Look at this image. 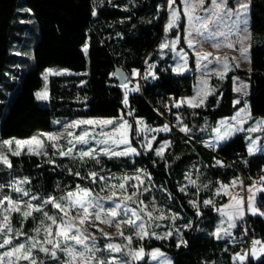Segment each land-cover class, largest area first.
Returning <instances> with one entry per match:
<instances>
[{"label":"trees","instance_id":"trees-1","mask_svg":"<svg viewBox=\"0 0 264 264\" xmlns=\"http://www.w3.org/2000/svg\"><path fill=\"white\" fill-rule=\"evenodd\" d=\"M96 1L0 0V139L26 138L37 132L50 130L56 118H80L96 113L112 114V110H108L110 104L115 108L113 111L121 108L127 113L120 86L118 97L92 101L94 91L81 85L85 79L81 75L52 76L49 103H42L36 96L44 84L43 73L46 68L64 67L77 73L87 70L89 61L83 47L88 42L91 28L112 35L105 38L103 44L90 47L89 51L108 56L115 69L121 67L127 73L132 72L141 66L150 50H153L151 60H158L169 66L168 71L163 74V80L159 82L163 93L149 94L152 88H147L146 98H140L133 105V108H138V112L145 115L148 122H166V115L162 116L154 111V106L161 98L172 102L193 92V74H175L169 65V55L159 56L157 45L164 18L160 5L165 0H101L102 3L95 10ZM176 1L182 13L181 0ZM93 12L96 14L93 15ZM28 19L34 20L37 31L33 58L23 70L19 67L21 57L13 51V45L15 42H22L31 28ZM114 24L122 32L121 36H113L115 29L111 26ZM184 26L185 16L182 13L179 25L182 33ZM250 28V70L229 71L223 80H215L220 88L212 94L206 106L191 108L184 104L178 109L173 108L170 120L180 117L203 120L207 117L217 121L221 117L233 115L242 105L241 102H234L236 92L233 76L236 74L246 76L250 81L251 91L248 98L252 114L257 117L264 116V0H251ZM175 31L177 29L173 30ZM191 65H194L193 61ZM215 103L217 106H214ZM130 121L133 140L137 143V123L134 117H130ZM171 137L173 146L165 158L157 157L153 151L141 149L134 160L103 156L100 164L114 173L135 171L140 166H147L154 180L163 184L183 209L194 217L192 228L185 232L184 244L179 245L174 237L169 240L152 239L146 243L147 248L161 247L173 255L174 264H212L216 261L233 264V252L228 248L229 239L198 230L204 217L209 216L210 222L215 223L218 213L204 208L203 214L199 215L189 204L188 197L180 190L179 184L195 159L201 160L202 167L207 166L206 177L212 179L215 185L230 182L240 175V170L236 167L225 169L208 164L213 153L198 139H189L176 128ZM246 137V131L236 133L217 150L238 164L241 161L237 153L241 152L249 181L258 176L264 177V153H249ZM11 162L14 170L24 172L32 178V186L36 189L64 190L85 181L82 177L63 172L59 166L44 164L38 154H12ZM260 199L264 207V191L261 192ZM250 219L259 222L264 231V216L251 215ZM146 262L147 258L135 264ZM246 264H264V256L259 259L251 258Z\"/></svg>","mask_w":264,"mask_h":264},{"label":"rangeland","instance_id":"rangeland-1","mask_svg":"<svg viewBox=\"0 0 264 264\" xmlns=\"http://www.w3.org/2000/svg\"><path fill=\"white\" fill-rule=\"evenodd\" d=\"M101 3V0L96 1L95 10ZM203 4H206L208 16L205 19H207L210 25L209 29L205 30L207 38H209V40L206 42L201 41V36L195 32V29L199 28V23L196 20H190L189 15L187 14L189 6L196 5L192 15L194 17L199 16L198 9L202 5L200 4V0H181V5L184 7V11L182 10V13H185H183V15L186 16L189 22L186 40H193L194 46L191 47V49L193 52H196L200 58V61L202 60L201 57L204 56L208 50L206 47L207 44L211 45L214 43L217 45L220 43V40L223 39V35L215 37L210 36V33L213 31H219L223 33V29L220 28L219 23L215 19L219 14L225 19V21H227V23L232 22V20L234 22L235 20V23H239L242 28H245L246 32L244 33L247 37L245 47H247V49L249 48L251 41V0H216V4L220 5L219 8L213 5L212 0H204ZM241 5H247V8L242 9ZM160 8L164 12V18L162 22V31L158 38V50L160 51L159 45L167 42L173 49L175 63L183 67V65L187 64L188 52L184 47V40L182 37L179 35L175 36L176 33H181L179 24L182 20V13H180L181 11L179 9V4L175 0V3L169 7V0H165L163 3H161ZM173 11L177 12L179 18L176 21L175 26L166 31L165 29L167 22L169 21ZM213 16H215V18ZM27 21L31 28H29L26 32L22 42H15L13 45V51L21 57V63L19 62V67L23 70L28 65V62L33 58V45L36 39L35 34L37 31L35 29L34 20L28 19ZM111 27L115 29L113 36L122 35V32L116 29L115 24ZM174 29H177V31L173 32ZM205 31L203 34H205ZM111 36L112 35H108L107 32L100 33V31L91 28L89 31L88 42L85 45L87 46V50L85 51V46L83 47V50L89 61L87 70L77 73L64 67H48L43 73L44 84L42 88L37 91V93L39 92L46 94L48 98L39 99V101L42 103H49L50 80L52 76L81 75L85 76V79L82 81L81 85L91 88L94 91V96L91 98L92 101H104L118 97L120 94V86L123 92V100L125 98V93H127L128 103L125 104L127 106V113H124L121 108L113 111L115 108L112 106V104H110L108 110H112V114L96 113L88 117L56 118L50 130L40 131L26 138L0 139V156L7 158L11 164V167H8V165L0 161V186H3L0 187V200L7 196L13 202L19 204L21 209L20 212L12 211L9 213L10 222L14 229H21L23 233L26 234L15 236L14 233H9V236L13 237V243H22L25 242L27 237H35L41 246L51 248V245L44 243V225L41 224V221L44 219L43 213L47 212L50 216H63V213L56 209L52 204H42V201L48 199L49 197H56L59 199L63 196H66L70 191H77L79 186V188L89 189L92 193V198L94 200H98V202L102 204L105 209H110L114 207L115 204L121 203L124 201L125 197H132V200L127 202V208L129 209L127 215L121 211V215L117 216L112 224H105L101 221L90 219L89 222L84 226L90 236L96 237V246L101 250L100 252L96 253L97 256L105 260L114 257L116 264H119L121 260H127L128 264H135L137 261H142L146 258V264H174L173 255L169 254L161 247L147 248L146 243L152 239L169 240L174 237L179 245L184 244L185 232L192 228L195 220L194 217L183 209V207L175 200L172 193L163 184L157 183L154 180V177L147 166H140L135 171L114 173L109 171L107 167H103L100 164V159L103 156L108 158L125 157L134 160L140 154L141 149L153 151L157 157L165 158L166 155L170 153L173 146L171 134L174 132V128L168 121L163 124L150 123L147 121L145 115L138 112V108H133V105L137 102L141 94V88L138 82L133 79V71L128 73L126 72L124 82L123 84H120L117 81L118 74L116 73L115 66L110 61L109 57L101 52L91 53L89 51L90 47H97L103 44L105 38H110ZM173 41H175V47L172 46ZM167 50L168 48H166V54H164V56L170 54V52ZM159 56L161 57V55ZM182 56L185 58L182 59ZM203 72L204 70L200 75L201 80L204 78V76H202ZM238 76L241 78L236 81L235 89H241L240 91H237V101L241 102L243 106L240 108L237 114H247L249 117L247 121L241 120L240 123H236L231 127L229 126L227 128V132L229 135H232V133H239L241 131L249 132L251 139H253V141L257 140L256 143L260 145V143L264 142V124H260L258 122L264 121V116L253 117V114H249L251 109L248 95L251 91V84L246 76ZM215 80L220 81L219 78H216ZM124 85H127V87L125 88ZM243 85H246V87H242ZM196 91L197 92L195 96L197 100H200L203 95L202 88L198 87ZM181 100V98L175 100L174 104L177 105L181 103ZM208 101L209 99L200 107L206 106ZM130 117H134L137 123V143L133 140L132 123L130 121ZM89 119H111L113 124H80L76 126H70L76 121ZM178 121H180L182 128L187 129L186 132L191 133L193 138L198 139L202 145L210 143L218 148L220 143L228 135H221L220 137L217 136L220 135L217 134V122L207 117L203 120H187L184 117H180L178 118ZM125 122L127 124V128L120 129L118 132L117 129L119 128V125ZM165 125L168 126V131L162 130ZM250 129H255V131H251ZM85 131L88 132V142H78L77 138ZM121 132L129 141L127 145L115 143V141L121 138ZM40 134H55L59 138L55 141H52L49 140L46 135L41 136ZM32 137H37L43 141V147L40 150V154L38 155L41 156L44 164L59 166L63 172L82 177L85 181H80L75 186L64 190H60L58 188L54 191H46L44 189L40 190L34 188L32 186V178L24 172L14 170L11 162V155L16 151L20 152L19 155L24 153L32 154L29 153L27 145H22L20 149H17L15 144V141L17 140L24 141L29 140ZM4 141H12V143L4 144ZM101 141L104 142L101 143ZM53 144H55L56 147H52L51 145ZM31 147L35 151L38 146L33 144ZM127 147L136 148L138 154L128 156H109L104 154L105 148H110L114 151H123ZM161 148H163L162 153L157 155V152ZM69 150H71L70 155L61 156L59 154L61 151L69 152ZM83 151H93L95 154L94 158L81 157V153ZM260 151H264V147H261ZM62 161L63 163H61ZM206 167H191L180 182L179 188L180 190L183 189L182 192L187 195L189 204L197 211L199 215L203 214L204 208L213 209L218 213L219 217L215 223L210 222L209 216L204 217L198 226L199 232L214 234L218 238L230 239L232 236H234L237 225L240 223V221L245 216L253 215L251 211L248 210V198L253 195L252 192L248 191L249 187L252 185H255L257 189L264 187L258 185L255 182V179H250L248 183L245 184L243 177L240 175L234 177L228 183L220 182L219 184L215 185L212 179L206 177L208 174ZM77 172L79 175H76ZM90 173H96L97 175L95 178H93ZM137 176L139 179H136ZM101 177H103V179H101ZM234 180L237 181L235 185L232 183ZM190 181H195V183H190ZM241 181L243 182L242 184L240 183ZM121 183L125 185L123 190L119 188V184ZM16 187H20L25 191H28L29 195L22 197V193L15 191ZM239 191L246 192V195H244V197H239L237 195ZM261 192L262 191H255L254 206L261 212H264V207L261 204L260 199ZM113 193H115V195H113ZM33 196L37 197L38 199L33 200ZM233 197H235L236 201L241 202L243 215L242 217H237L230 220L229 215H225L224 212L229 214L233 213V208L228 207L233 205ZM205 200H211L212 203L205 205ZM26 201H30L32 203L33 209L32 216L24 219L22 212L29 210L25 206ZM141 201L143 203H140ZM6 206V202L5 204H0V219H2ZM37 207L42 208V211H35L34 209ZM141 209H144V211H141ZM220 209H223L224 211L221 212ZM132 210H135L136 213L141 217L140 220H136V225H139L143 222L145 224V230L148 232V235L144 236L142 239L137 236L136 233L139 231V229L135 225L123 223L125 220H135V217L131 215ZM76 211V209H70L68 211V216H75ZM149 211H151L153 214L151 219H149L146 214ZM255 215L264 216L259 214ZM156 217L163 218L156 219ZM116 222L120 223L119 229H117L115 226ZM46 223L50 224L51 222L47 221ZM231 223H234L236 226L230 227L229 225ZM77 226L79 225L77 224ZM37 227L41 228V231L38 234L35 231ZM53 228H55V226H53ZM225 230H227V235L225 234ZM121 232L123 233L124 237H132V242L130 245L128 240L124 239L120 235ZM103 233H107V236H104ZM166 233H171V235H165ZM108 243L120 245L123 248V252H109L105 248V245ZM129 247L132 249L143 248L142 258L139 260H132L130 256L124 255V253L128 251ZM261 249H264V246ZM261 249L254 247L251 251L244 252V254L240 255L244 256V259H236V264H246L249 258H255L257 253L261 254ZM4 250L6 249H0V252H3ZM253 251H255V255L252 254ZM32 254L37 259L38 264L39 261H43L44 264H59L61 260L66 259L64 254L59 251L57 252L58 259L51 257L49 254L39 252L38 249H34ZM19 264H27V262L20 261ZM212 264L222 263L216 261L212 262Z\"/></svg>","mask_w":264,"mask_h":264},{"label":"snow or ice","instance_id":"snow-or-ice-1","mask_svg":"<svg viewBox=\"0 0 264 264\" xmlns=\"http://www.w3.org/2000/svg\"><path fill=\"white\" fill-rule=\"evenodd\" d=\"M175 3V0H169V7H171ZM204 0H200V4H203ZM212 3L217 8L220 7V5L216 4V0H212ZM196 5L189 6L188 8V15L190 20H196L199 23V28L195 29V32L198 35H203L204 31L209 29L210 25L207 19L205 18H198L194 17L192 15V12H194ZM242 9H246L247 5H241ZM96 13L93 12V15ZM178 14L176 11H173L171 14V17L166 25V31L173 28L176 24V21L178 20ZM223 33L219 31H213L210 33V36H221ZM247 39V37H245ZM172 46L175 47V41L172 42ZM188 46L193 47V40H188ZM160 47L166 48L169 47V44L167 42L162 43ZM228 47L231 48L232 44H228ZM87 50V46H85V51ZM248 49L246 47H241L240 52L241 56L246 57ZM184 59L185 57H181ZM202 59H207L208 56L204 55L201 57ZM217 62L219 63L220 60L217 58ZM238 66V65H237ZM206 67V66H205ZM228 62L227 58L224 59L223 62V68L224 72L228 70ZM182 68H174L173 71H181ZM50 71V70H49ZM224 72L218 73L220 78L222 79L224 77ZM137 73L135 70L133 71V75H136ZM206 83V82H205ZM126 88L127 85H124ZM242 87H246V85H243ZM240 88H237L236 91H240ZM36 96L38 99H47L46 94L42 93H36ZM203 100L200 99L199 103H202ZM238 102V101H237ZM124 104L128 103L127 100V93H125V98L123 100ZM188 103L192 104V106H198V104L192 100L188 101ZM179 106V105H177ZM260 124H264V121L258 122ZM111 125L113 124V121L111 119H103V120H80L76 121L73 125L70 126H76V125ZM127 124L122 123L119 125V128L117 131L119 132L120 129H126ZM163 131H168V126L165 125L162 129ZM182 131H187V129H181ZM251 131H255V129H250ZM219 131V129H217ZM41 136H47L49 140L55 141L59 137L55 134H40ZM78 142L80 143H87L88 142V132L85 131L82 135H80L78 138ZM104 141H101L103 143ZM12 141H4V144H11ZM117 144H124L127 145L129 143L128 139L124 137V134L121 132V138L117 141H115ZM15 144L17 146V149H20L22 145L28 146L29 153L32 154H40V150L43 147V141L38 139L37 137H32L29 140L15 141ZM33 144L37 145V149L34 151L31 147ZM52 147H56L55 144L51 145ZM150 146V145H149ZM255 150L254 145L249 147L248 151L249 153H252ZM163 151V148H161L157 155H160ZM14 155H19L20 152L16 151L13 153ZM61 156H66L71 154V150L69 152H63L61 151L59 153ZM104 154L109 156H128V155H134L138 154L136 148L133 147H127L123 151H114L110 148L104 149ZM95 154L93 151H83L81 153V157H93ZM0 161H2L4 164L8 165V167H11V164L7 160V158L0 156ZM98 162V161H97ZM219 164L220 162L217 161ZM76 175H79L77 172ZM90 175L95 178L96 173H90ZM103 179V177H101ZM126 179V178H125ZM136 179H139L137 176ZM261 181H264V177H261ZM26 182V181H25ZM190 183H195V181H190ZM233 185L237 183V181L232 182ZM243 183L242 181L240 182ZM3 187V186H0ZM125 185L123 183L119 184V188L123 190ZM15 191L18 193H22L23 196H28V191H25L24 189L20 187H16ZM183 191V189H181ZM249 192H252L253 195L248 198V210L251 211L253 215L259 214L264 215V212H261L258 208L254 206L255 204V191H264V188L257 189L255 185H252L248 189ZM115 195V193H113ZM33 200L38 199L37 197L33 196ZM132 197L128 196L125 197L124 201L121 203L115 204L114 207L110 209H105L102 204L98 202V200H94L92 198V193L87 188H77V191L75 192H68L66 196H63L59 199L56 197H49L46 200L42 201V204H52L56 209H58L61 213H63V216H50L47 212L43 213L44 219L41 221V224L44 225V243L51 245V248L43 247L40 245V243L37 242L35 237H27L25 242L22 243H13V237L9 236V233H14L15 236L20 235H26L23 233L21 229H14L11 222H10V216L9 213L12 211L20 212V206L18 203L13 202L9 197L5 196L2 200H0V204H7V206L4 209V213L2 216V219H0V249H6L3 252H0V264H19L20 261H26L27 264H38L37 259L33 256V250L38 249L39 252H43L46 254H49L53 258H57V252H62L66 259L61 260L59 264H116L115 258L111 259H102L99 256L96 255V253L100 252L101 250L96 246V237L90 236L87 232V229L84 227L90 219H93L95 221H101L105 224H112L114 222V219L117 216L121 215V211L125 215L128 214L129 209L127 208V202L131 201ZM233 205H230L228 207L233 208V213L229 214L227 212H224L225 215H229L230 220L235 219L237 217H242V205L240 201H236L235 197H233ZM140 203H143L142 201ZM211 200H205L204 204L208 205L211 204ZM25 206L29 210H25L22 212V216L24 219L29 218L32 216V209L33 205L30 201L25 202ZM195 206V205H194ZM70 209H76V214L73 217L68 216V211ZM35 211H42V208L37 207L34 209ZM141 211H144V209H141ZM221 212H223V209H220ZM148 218L151 219L153 214L151 211L146 213ZM131 215L135 217V220L129 219L123 221L125 224H131L135 225L139 231L136 233L138 237L141 239L148 235V232L145 230V224L142 222L139 225H136V220H140L141 217L136 213L135 210H132ZM163 217H156V219H161ZM50 221V224H47L46 222ZM77 224L79 226H77ZM55 226V228H53ZM115 226L117 229L120 228V223L116 222ZM230 227H235L236 225L234 223H231L229 225ZM36 233L38 234L41 231L40 227H37L35 229ZM225 234L227 235V230H225ZM104 236H107V233H103ZM120 235L128 240L129 245L132 242V237H124L123 233L121 232ZM165 235H171V233H166ZM218 235V233H217ZM163 238V237H161ZM184 243L183 241H181ZM254 245L260 244V241H253ZM179 246V245H178ZM105 248L109 252H116L121 253L123 252V248L120 245L108 243L105 245ZM260 251L264 252V249H261ZM255 255V251L252 253ZM126 256H130L132 260H139L142 258L143 255V248L139 249H132L128 248V251L124 253ZM236 258H239L240 260L244 259V256H238ZM58 259V258H57ZM39 264H44L43 261H39ZM119 264H128L127 260H121Z\"/></svg>","mask_w":264,"mask_h":264},{"label":"crops","instance_id":"crops-1","mask_svg":"<svg viewBox=\"0 0 264 264\" xmlns=\"http://www.w3.org/2000/svg\"><path fill=\"white\" fill-rule=\"evenodd\" d=\"M182 10L184 11V7L182 6ZM181 13V12H180ZM184 13V12H183ZM185 14V13H184ZM198 18H206L208 16V12H207V7L206 4H202L200 6V8L198 9ZM215 18V16H213ZM217 20V22L219 23V26L221 29H223V39L220 40V43L215 45L213 44H207L206 47L208 48V50L206 51V54L208 56L207 59H202L200 61L199 56L196 54V52H193L191 47L188 46V41L186 40L187 37V33H188V25L189 22L185 16V29L184 32L179 34H175V36H181L182 39L184 40V47L187 49L188 52V61L187 64L183 65V67L179 66V64L175 63L174 60V53H173V49L171 46L166 47L168 48L167 51L170 52L169 54V65L171 70L173 71L174 68H182L181 71H173L175 74H187V73H191L193 74L194 77V82H193V92L189 95L184 96V104H186L187 106L191 107V108H195V107H200L201 105H203L204 103L207 102V100L209 99V97L214 94L219 88H220V84L215 81L216 78H219L220 80H223L226 76V74L231 71V70H236V69H244V70H250L251 67V41L249 44V48L248 51L246 53V57L245 56H241V52L240 49L241 47H245L246 45V34L244 32L245 28L241 27L239 23H235L236 21L232 20V22L227 23V21H225V19L219 14L217 18H215ZM180 25V24H179ZM251 34V32H250ZM201 37V41L206 42L209 40V38H207V34L205 31V34L200 35ZM228 44H232V47L229 48ZM160 48V55L161 57H164V54H166V48L162 49L159 45ZM247 48V47H246ZM217 58H219L220 62H217ZM227 58V62H228V70L226 72H224V68H223V62L224 59ZM193 61L194 65H191V62ZM238 65V66H237ZM206 66V67H205ZM204 70L202 76H204V78L201 80L200 79V75L202 73V71ZM220 72H224V77L221 79L220 76L218 75V73ZM239 78H241L238 75H234L233 77V84H234V90L236 92V96L234 97V102H237V97H238V92L235 89V83L237 80H239ZM206 82V83H205ZM198 87L202 88V103H199V99L197 100L195 94H196V90ZM188 98V99H187ZM194 101L198 104V106H192V104L188 103V101ZM250 103V101H249ZM243 105H241L240 107H238V109L234 112L233 115L230 116H224L219 118L216 122L218 124V129L219 131L217 132V136H223V135H227V128L236 123H240L241 120L243 121H247L248 119V115H242V114H237L238 111L240 110V108ZM251 109V107H250ZM250 115H252V112L250 110ZM234 117V118H233ZM254 117V115H253ZM236 133H232V135H227V137L220 143V145H222L223 143H225L227 140H229L231 137H233ZM231 136V137H230ZM247 149H249V147L253 146L255 147V150L252 153H263L264 151H260L261 145H264V142L260 143V145H258L256 141H253V139H251L249 132H247ZM260 142V141H258ZM260 149V150H258ZM258 150V151H257ZM249 152V151H248ZM241 254H244V252H236L233 253V258H232V263L236 264V257L240 256ZM264 256V252L257 253V255L255 256V259H259L261 257ZM250 260V258H249ZM247 260V262L249 261Z\"/></svg>","mask_w":264,"mask_h":264},{"label":"built area","instance_id":"built-area-1","mask_svg":"<svg viewBox=\"0 0 264 264\" xmlns=\"http://www.w3.org/2000/svg\"><path fill=\"white\" fill-rule=\"evenodd\" d=\"M152 54H153V50H150L149 53L146 55V58L144 59L141 66L134 69L137 74L133 75L134 77L133 79H135L138 82L141 88V94H140L139 99L146 98L145 89L147 88L148 90L152 88V90L149 91V94H152L153 92L156 94L163 93L162 87L159 85V82L163 80V74H165L168 71L169 66L162 64L158 60H151L150 57L152 56ZM180 86H182V83L180 84ZM180 98L182 100H181V103L177 104L179 106L174 104L175 100L177 99L171 102L170 100H164L163 98H161L157 102V105L154 106V111L162 116L166 115V121H168L172 125V127L176 128L178 131H182L181 129H183L180 124V121H178V118L170 120L171 118L169 116L173 114V108L178 109L182 105H184L183 97H180ZM214 106H217V103H215ZM182 132H184L185 137L189 139H193L191 133H188L186 131H182ZM203 146H205L208 150H210L213 153V158L208 164L212 166H222L225 169L236 167L240 170V175L243 177L245 184L248 183L247 174L245 172L247 166L243 164L244 160H242L241 158L242 157L241 152L237 153V156L238 158H240V161H241V164H238L236 161L231 160L227 156H224L223 154H221L217 150V147L213 146L212 144L210 143L203 144ZM217 161H219L220 163L218 164ZM201 165L202 163H201V160L199 159H195L191 163V167L193 168L201 167ZM261 177L263 176H258L254 179L258 185H261L264 187V181H261ZM237 195L239 197H244V195H246V192L239 191ZM257 240L260 241V244L254 245L253 241H257ZM263 246H264V231L260 227L259 222H256L250 219V216H245L240 221V223L237 225L234 236H232L228 242L229 251L233 253L249 252L254 247L261 249L263 248Z\"/></svg>","mask_w":264,"mask_h":264},{"label":"water","instance_id":"water-1","mask_svg":"<svg viewBox=\"0 0 264 264\" xmlns=\"http://www.w3.org/2000/svg\"><path fill=\"white\" fill-rule=\"evenodd\" d=\"M116 73L118 74L119 83L123 84L124 79L126 77V71L123 68H121V67H117Z\"/></svg>","mask_w":264,"mask_h":264}]
</instances>
